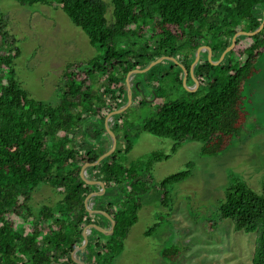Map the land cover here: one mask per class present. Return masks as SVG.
Masks as SVG:
<instances>
[{
  "label": "trees",
  "instance_id": "trees-1",
  "mask_svg": "<svg viewBox=\"0 0 264 264\" xmlns=\"http://www.w3.org/2000/svg\"><path fill=\"white\" fill-rule=\"evenodd\" d=\"M14 1L22 6L57 4L84 31L91 45L103 51L90 62L67 67L59 104L36 101L16 79L15 61L21 50L8 30V17L0 12V264H76L72 252L82 244L84 228L100 225L98 217L110 226L105 217L86 210L85 199L98 188L86 184L80 173L85 164L104 153L99 149L106 134L104 121L127 102L128 73L165 56L190 70L201 46L212 49L213 60L220 58L235 34L259 28L264 0H111L112 23L107 20L103 0ZM207 55L201 56L195 78L200 85L207 83L208 93L193 104L161 103L162 78L155 77L160 64L148 72L155 85L150 95L155 97L156 112L143 122L141 130L173 140L174 153L192 139L203 144V155L216 156L243 131L248 116L246 83L257 74L264 57V29L256 36L240 37L218 73ZM167 62L172 69L182 70L173 62L163 63ZM95 83L100 87L97 90ZM144 103L134 98V105ZM123 117L124 113L114 119L112 130L117 138ZM132 127L122 133V150L88 169L90 179L101 180L106 186V194L94 198V208L107 212L116 226L107 240L96 237L105 235L93 230L88 247L78 254L86 264H112L138 222L143 195L155 187L161 192L162 206L168 209L170 187L190 176L185 171L155 186L147 173L154 161L170 158L159 154L126 166L122 157L133 149ZM80 134L84 142L77 144L75 138ZM41 185H49L61 199L55 208L43 206L34 214L31 201ZM220 216L233 222L235 232L256 234L253 264H264V181L260 194L245 182L233 181L220 206ZM177 254L164 252L171 260Z\"/></svg>",
  "mask_w": 264,
  "mask_h": 264
},
{
  "label": "rangeland",
  "instance_id": "rangeland-1",
  "mask_svg": "<svg viewBox=\"0 0 264 264\" xmlns=\"http://www.w3.org/2000/svg\"><path fill=\"white\" fill-rule=\"evenodd\" d=\"M103 2L107 7V20L112 23V1ZM0 12L8 17V30L15 36L21 50V56L15 61L16 79L36 101L54 106L59 104V88L63 86L67 67L87 63L103 55V51L91 45L84 31L57 4L22 6L14 0H0ZM127 48L125 45L124 49ZM232 61L236 64L234 59ZM210 64L215 66L214 73H218L219 66ZM181 71L179 68L172 69L169 62L156 68L155 77L162 78L159 87L161 103L180 101L193 104L207 95V83L192 92L184 85ZM148 78V73L138 74L131 82L134 98L145 103L141 107L133 104L124 113V123L117 133L120 138L117 149L124 148L122 133L134 127L130 129L133 131L130 134L133 149L125 158L122 157V161L131 166L139 161H149L154 154L169 156L168 160L154 161L147 173L155 186L185 171H189L190 176L183 183L170 187L168 209L162 206L161 192L155 187L143 195L138 222L129 230L123 242V251L112 264H253L256 234L235 232L233 222L221 218L220 206L235 180L245 182L259 194L262 192L264 57L258 65L257 74L246 83L248 116L244 129L216 156L203 155V144L192 139L180 144L174 153L176 144L173 140L141 130L143 122L151 119L156 112L155 97L150 95L155 85ZM137 84L140 86L137 87ZM187 84L194 87L193 78L189 77ZM94 86V90L100 88L97 83ZM104 137L107 140L100 147L109 148L110 137L106 134ZM75 141L77 144L84 142L83 134L78 135ZM141 166L146 169V166ZM60 199L61 196L49 185L39 186L31 201L33 213L38 214L43 206L55 208ZM93 200L94 206L96 202L94 204ZM98 221L100 226L110 228H107L108 223L103 218L98 217ZM157 224L158 228L150 233L149 230ZM98 236L108 239L107 236ZM165 251L178 254L171 260L164 256Z\"/></svg>",
  "mask_w": 264,
  "mask_h": 264
},
{
  "label": "water",
  "instance_id": "water-1",
  "mask_svg": "<svg viewBox=\"0 0 264 264\" xmlns=\"http://www.w3.org/2000/svg\"><path fill=\"white\" fill-rule=\"evenodd\" d=\"M264 29V11H263V21L261 23V25L259 26L258 29H256L254 32H246V31H241L238 32L237 34H235V36L232 38V42L231 45L222 53L220 59L215 62L213 60V51L209 46H201L197 49L196 53H195V59L194 62L192 63L190 70H188L184 64L178 62L175 58H171V57H161L158 60L151 62L148 66H146L144 69H137V70H133L131 72L128 73L125 83H126V90H127V102L121 106L120 108H118L117 110H114L113 112L109 113V115L106 117L105 119V129L107 134L109 135V137L112 140V146L110 148V150H108L107 152H105L103 155H101L95 162L93 163H87L85 164L82 169H81V173L80 176L82 178V180L90 185V186H96L99 188L98 192H91L87 198L85 199V207L86 210L93 215H98V216H103L105 217L109 222H110V228L106 229L103 226L97 225V224H89L88 226H86L82 232V237H83V241L82 244L77 247L73 252H72V260L76 263V264H86L85 262H83L82 260H80L78 258V254L85 250L89 243H90V235L93 232V230L105 235V236H112L114 234L115 231V226H116V221L112 219V217L105 211L103 210H98V209H94L93 203L91 202L93 198H98V197H103L106 194V186L105 183L101 180H92L89 178V174H88V169L89 168H93V167H97L102 161H104L105 159L109 158L110 156H112L115 151L117 150L118 147V139L116 134L113 132L112 127L113 124L112 122L114 121V118L116 116H119L123 113H125L130 107L133 106L134 104V94H133V86L131 84V82L133 81L134 77L138 74H146L148 73L153 67L163 63L164 61H170L173 62L174 64H176L178 67H180L183 71V83L184 85L192 92L196 91L199 87H200V83L199 81L195 78V70L196 67L199 65L200 61H201V56L203 53H207L208 54V60L209 62H212L214 65L219 66L226 58V56L235 48L237 41L240 37L246 36V37H253L258 35L262 30ZM191 77L194 80V87H189L187 84L188 78ZM137 87H139V84L136 85ZM136 87V88H137ZM60 264V263H59Z\"/></svg>",
  "mask_w": 264,
  "mask_h": 264
},
{
  "label": "crops",
  "instance_id": "crops-1",
  "mask_svg": "<svg viewBox=\"0 0 264 264\" xmlns=\"http://www.w3.org/2000/svg\"><path fill=\"white\" fill-rule=\"evenodd\" d=\"M104 126H105V121H104ZM106 135H108L107 132H106ZM104 136H105V134L102 136V144L105 143L106 140H107ZM108 136H109V135H108ZM117 139H118V138H117ZM109 140L111 141V143H110V147H109V148H101V147L99 148L101 151H104V153L107 152L108 150H110V148H111V146H112V140H111V138H109ZM118 143H119V139H118ZM104 153H103V154H104ZM103 154H102V155H103ZM89 177H90V176H89ZM104 228H105V227H104Z\"/></svg>",
  "mask_w": 264,
  "mask_h": 264
},
{
  "label": "built area",
  "instance_id": "built-area-1",
  "mask_svg": "<svg viewBox=\"0 0 264 264\" xmlns=\"http://www.w3.org/2000/svg\"><path fill=\"white\" fill-rule=\"evenodd\" d=\"M115 119V118H114ZM113 126H114V121L112 122ZM92 234V233H91Z\"/></svg>",
  "mask_w": 264,
  "mask_h": 264
},
{
  "label": "flooded vegetation",
  "instance_id": "flooded-vegetation-1",
  "mask_svg": "<svg viewBox=\"0 0 264 264\" xmlns=\"http://www.w3.org/2000/svg\"><path fill=\"white\" fill-rule=\"evenodd\" d=\"M113 128V127H112ZM124 137L122 136V139H123ZM118 139H120V138H118ZM99 190V189H98Z\"/></svg>",
  "mask_w": 264,
  "mask_h": 264
}]
</instances>
